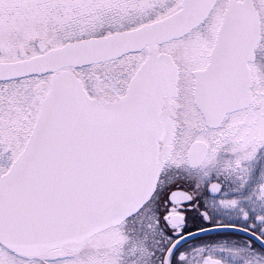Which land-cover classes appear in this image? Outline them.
I'll return each instance as SVG.
<instances>
[{"label":"snow or ice","instance_id":"1","mask_svg":"<svg viewBox=\"0 0 264 264\" xmlns=\"http://www.w3.org/2000/svg\"><path fill=\"white\" fill-rule=\"evenodd\" d=\"M0 264H264V0H0Z\"/></svg>","mask_w":264,"mask_h":264}]
</instances>
